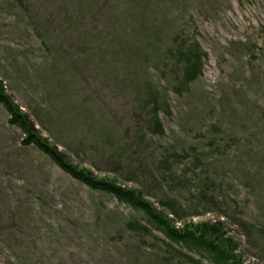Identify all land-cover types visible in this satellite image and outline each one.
Masks as SVG:
<instances>
[{
	"label": "rangeland",
	"instance_id": "obj_1",
	"mask_svg": "<svg viewBox=\"0 0 264 264\" xmlns=\"http://www.w3.org/2000/svg\"><path fill=\"white\" fill-rule=\"evenodd\" d=\"M0 81L74 164L264 264V0H0ZM25 136L0 103V264H218Z\"/></svg>",
	"mask_w": 264,
	"mask_h": 264
},
{
	"label": "trees",
	"instance_id": "obj_2",
	"mask_svg": "<svg viewBox=\"0 0 264 264\" xmlns=\"http://www.w3.org/2000/svg\"><path fill=\"white\" fill-rule=\"evenodd\" d=\"M182 56H184L181 61L184 66L183 82L187 84L202 74L203 58L207 54L200 43L195 41L193 44L184 47ZM0 103L9 111L11 122L19 125L26 134L23 139L24 145L37 146L74 178L93 189L110 193L118 200L130 204L134 209L144 212L149 217V220L156 224L170 240L180 243L189 249L205 251L218 264H241L239 255L236 252L237 243L232 237L226 235L221 220L214 223H186L182 227H177L173 219L158 210L137 189L121 186L108 178H99L90 169L74 164L65 152L39 132L37 124L34 123L30 115L22 112L11 96L5 92L1 81ZM157 107V100H153L152 111L149 112V115L152 119L154 130L163 134L164 128L159 118ZM171 206L173 207V205ZM174 213L178 215L175 209ZM196 264H200V261L196 262Z\"/></svg>",
	"mask_w": 264,
	"mask_h": 264
}]
</instances>
